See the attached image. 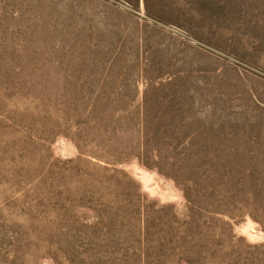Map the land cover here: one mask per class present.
Returning <instances> with one entry per match:
<instances>
[{"label": "rangeland", "instance_id": "374dc122", "mask_svg": "<svg viewBox=\"0 0 264 264\" xmlns=\"http://www.w3.org/2000/svg\"><path fill=\"white\" fill-rule=\"evenodd\" d=\"M0 0V264H264V0Z\"/></svg>", "mask_w": 264, "mask_h": 264}, {"label": "trees", "instance_id": "16d2710c", "mask_svg": "<svg viewBox=\"0 0 264 264\" xmlns=\"http://www.w3.org/2000/svg\"><path fill=\"white\" fill-rule=\"evenodd\" d=\"M143 2L145 4V7L147 8V12L148 13H151V14H156L157 13V11L155 9H153L151 7H148V5H147L148 0H143Z\"/></svg>", "mask_w": 264, "mask_h": 264}]
</instances>
